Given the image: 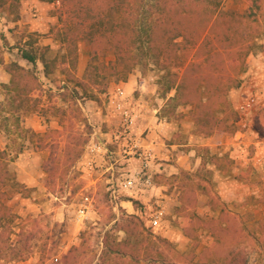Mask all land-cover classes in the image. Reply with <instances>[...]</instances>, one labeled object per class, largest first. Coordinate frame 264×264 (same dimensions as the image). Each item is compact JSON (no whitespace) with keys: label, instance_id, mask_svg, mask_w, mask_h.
I'll list each match as a JSON object with an SVG mask.
<instances>
[{"label":"rangeland","instance_id":"rangeland-1","mask_svg":"<svg viewBox=\"0 0 264 264\" xmlns=\"http://www.w3.org/2000/svg\"><path fill=\"white\" fill-rule=\"evenodd\" d=\"M58 5L57 0L0 1V60L16 61L32 69L43 90L41 95L36 89L27 93L28 102L12 113L8 93L1 86L8 83L9 74L0 63V151L5 152L7 168L13 174V179L0 186V192L6 193L0 203L11 209L9 242L20 252L19 256H0V264H62L73 246L84 251L76 264H96L105 231L118 239L126 237L114 223L127 214L139 218L146 244L162 251L166 264L199 262L203 249L213 244V237L203 227L195 229L191 237L184 235L183 215L176 208L182 203L180 183L185 179L179 176L164 182L159 177L180 170L191 175L185 183L194 189L192 212L217 218L223 210L238 220L243 231L252 234L231 243L227 247L230 255L218 259L217 264H226L227 259L232 264H264V105L258 107L262 103L260 91L249 82V71L264 62V0H222L220 4L224 10L244 13L248 22L256 13L252 23L260 26V33L256 46L244 58V70L238 73L240 85L227 91L226 112H233L226 119L227 128L206 137L195 133L190 106L169 103L173 89L163 95V70L151 57L132 67L125 79L117 74L109 76L105 87L86 82L91 44L88 38L77 40L76 64L71 68V56L57 32L61 27L55 13ZM29 43L38 53L40 47H46L45 58L57 59L48 76L39 60L34 65L20 63L19 48H28ZM112 58L107 49L98 60L106 63ZM64 68L72 71L76 80H69ZM170 70L180 72L181 68L172 64ZM239 87L241 92H237ZM117 88L123 90V105L135 114L129 129L112 102ZM249 91L257 92L259 101L247 129H242L235 107ZM226 112L217 109L215 114L222 117ZM159 121L172 126V131L160 143L169 152L161 154L165 150H159L157 157V151L147 143L151 139L149 126ZM95 143L104 150L91 154ZM203 146L209 155L219 157L217 169L211 161L199 169L202 155L198 149ZM143 148H150L154 154L147 169L151 185L117 190L123 179L140 170L134 151ZM85 197L90 208L87 218L80 220L78 209ZM158 207L164 209V215L158 226H152L150 215ZM158 236L170 244L155 243ZM215 260L207 258V263ZM136 264L149 263L140 260Z\"/></svg>","mask_w":264,"mask_h":264},{"label":"trees","instance_id":"trees-1","mask_svg":"<svg viewBox=\"0 0 264 264\" xmlns=\"http://www.w3.org/2000/svg\"><path fill=\"white\" fill-rule=\"evenodd\" d=\"M57 1L59 5L55 13L61 21L57 32L71 56V68L76 64L77 40L88 38L91 44V54L84 72L86 82L105 87L109 76L117 74L125 79L132 67L143 64L145 57H151L163 70V95L174 90L173 96L168 98L169 103L191 107L195 133L206 137L227 128L226 119L233 112H226L229 107L226 94L231 87L240 85L238 73L245 68L244 58L256 46L255 38L260 33V26L252 23L256 20V13L251 15L254 20L248 22L244 13L222 9V0ZM29 44L28 48H19L20 57L31 65L39 60L44 75L48 76L57 59L45 58L46 47H40L38 53V48ZM107 49L111 50L113 58L106 63L99 61V56L104 55ZM0 63L9 74L8 83L1 86L8 93L10 111L15 113L20 105L28 102L27 93L36 89L37 94L41 95L43 90L32 69L16 61L3 63L0 60ZM172 64L181 68L180 72L171 71ZM62 70L66 71L69 80H76L72 71L66 68ZM217 109L225 111V115L217 117ZM198 152L202 155L199 169H204L209 161L218 165L219 157L209 155L207 147L203 146ZM179 176H183L186 182L191 175L180 170L177 174L159 177L169 182ZM10 179H13V174L7 168L5 152L0 151V186ZM185 182L180 183L183 197L176 208L183 215L182 231L185 236L191 237L198 227L208 229L213 244L203 249L199 262L195 264H212L207 263V258L211 257L216 259L213 264H217L218 259L221 261L230 255L227 247L231 243L252 237V234L249 230L243 231L238 220L223 210L217 218H204L192 212L194 189L187 188ZM3 196L6 193L0 192V199ZM11 216V209L0 203V256L20 255L9 242ZM114 226L117 230H123L126 237L118 239L111 231H105L96 264H125L126 261L136 264L140 260H146L149 264L167 263L162 251L146 244L147 238L141 235L142 222L136 215H124L115 221ZM154 242L170 244L159 236L155 237ZM83 254L81 247L73 246L63 256L62 264H76ZM178 257L181 258L180 255ZM232 263V260H226V264Z\"/></svg>","mask_w":264,"mask_h":264},{"label":"built area","instance_id":"built-area-1","mask_svg":"<svg viewBox=\"0 0 264 264\" xmlns=\"http://www.w3.org/2000/svg\"><path fill=\"white\" fill-rule=\"evenodd\" d=\"M264 43V42H263ZM259 101L258 93L255 91H249L245 97L241 98L236 104V112L238 115V125L242 129H247L248 122L250 120L251 113L253 109L257 106ZM114 106L119 110L122 123L125 128L129 129L135 120V114H133L132 110L123 105V90L117 88L114 94V99L112 100ZM104 150V147L95 143L90 147V153L94 154L97 152H101ZM137 154V158L141 163L140 170L131 176L126 177L119 183V189L117 190H130L133 188H137L138 186L147 187L151 185V175L147 172L152 160L154 159V154L150 148H143L140 151H134ZM91 160L87 162L90 165ZM116 190H113V193ZM90 208V202L88 197H85L83 202L80 204V208L78 209L79 219L87 218V214ZM164 215V209L162 207H158L150 215L149 223L152 226H158L160 221Z\"/></svg>","mask_w":264,"mask_h":264},{"label":"crops","instance_id":"crops-1","mask_svg":"<svg viewBox=\"0 0 264 264\" xmlns=\"http://www.w3.org/2000/svg\"><path fill=\"white\" fill-rule=\"evenodd\" d=\"M24 61H26V60L20 58V63H22ZM249 73L252 74L251 78H249V82L250 83L252 82L254 84V86H257V88L255 90L260 91L259 96L261 97L262 103L258 107H261V105H264L263 104V102H264V62H263V64H261V63L258 64L257 68L250 70ZM240 88L241 87H239L237 92H241ZM236 96L237 97L235 98V100L236 99L238 100L240 97L238 95H236ZM153 110L156 111L157 109L154 108ZM171 127L172 126L167 125V123L163 124L160 121L158 123L152 122V124L149 126V134L148 135H149V138H151V139H149V143H147V144H148V147L154 148L157 151V154H156L157 157L159 155V150H160V152H161V150H165L163 153L161 152V154H165L166 152H169V149L168 148L164 149L163 147L160 146V143L163 142L162 137H165V138L170 137V135H171L170 133L172 131ZM159 129H161V130H159ZM261 139H262L261 141L264 142V137ZM212 151H211V153H214ZM193 153H194V151H193ZM261 153L264 154V147H261ZM213 168L217 169V166L214 164ZM163 169H165V167ZM163 169H159V171H162Z\"/></svg>","mask_w":264,"mask_h":264}]
</instances>
